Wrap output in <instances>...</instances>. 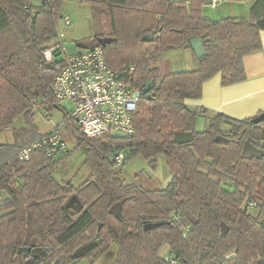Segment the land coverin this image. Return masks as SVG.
<instances>
[{"label": "trees", "instance_id": "16d2710c", "mask_svg": "<svg viewBox=\"0 0 264 264\" xmlns=\"http://www.w3.org/2000/svg\"><path fill=\"white\" fill-rule=\"evenodd\" d=\"M83 1L95 7L101 33L74 42L87 48L107 37V63L134 67L129 84L141 92L135 129L87 137L73 125L75 148H85L89 170L78 186L55 178L61 159L41 150L18 158L38 132L14 146L0 162V264H74L83 257L98 264L112 246L113 264H166L165 244L177 264H264V156L242 152L247 140L264 149V119L253 121L264 111L238 119L185 102L201 97L203 83L218 73L223 85L246 79L243 57L262 48L264 0H252L248 18L220 19L204 15L207 0ZM59 3L0 0V131L22 115L36 130L33 105L57 108L52 83L64 62H48L44 51L59 37ZM195 37L203 43L201 57L190 44ZM180 48L193 51L194 68L163 73L152 64ZM200 115L208 118L202 130ZM188 132L192 141H176V133ZM127 149L122 167L141 155L155 168L163 156L169 182L152 190L125 182L115 156ZM224 181L234 190L222 188ZM73 195L84 205L79 212L65 208ZM118 202L117 215L111 209ZM156 222L163 223L146 228ZM93 241L88 253L73 256ZM25 246L50 249L33 256L19 251Z\"/></svg>", "mask_w": 264, "mask_h": 264}, {"label": "built area", "instance_id": "2783aa9c", "mask_svg": "<svg viewBox=\"0 0 264 264\" xmlns=\"http://www.w3.org/2000/svg\"><path fill=\"white\" fill-rule=\"evenodd\" d=\"M221 0H207L212 8L217 7ZM64 24L71 25V18L63 16ZM59 32L60 39L44 51L48 62L58 58L64 62L63 68L55 75L52 91L56 107L63 113V122L46 131L35 140L23 146L18 152L20 160H28L35 150H41L50 157L66 153L68 143L64 127L71 123L78 131L87 137L112 133L131 135L134 132V113L137 110L139 96L129 84V72L134 70L112 68L106 61L104 46L93 47L65 46L64 33ZM126 72L128 81L123 73ZM140 92V91H139ZM141 94V92H140ZM34 113L40 108L33 105ZM50 118V115H46ZM66 128V127H65ZM121 164L124 155L115 156ZM255 204L249 203L253 208ZM166 264H177V260L167 255Z\"/></svg>", "mask_w": 264, "mask_h": 264}, {"label": "rangeland", "instance_id": "374dc122", "mask_svg": "<svg viewBox=\"0 0 264 264\" xmlns=\"http://www.w3.org/2000/svg\"><path fill=\"white\" fill-rule=\"evenodd\" d=\"M234 1L241 2V0ZM214 10L215 8H212L208 4L203 9L205 15L208 13L212 14L215 12ZM59 11L61 16L59 18L58 30L64 33L63 39L79 41L101 33V22L95 14V7L91 3L83 0H60ZM66 15L71 18L70 26L64 24L63 16ZM59 39L60 37L50 39L51 46ZM180 56L179 53L173 52L170 54V52L166 51L161 55L160 59L153 61L152 64L157 66H160V63L166 64L164 70V67L161 68L164 73L172 70L171 61L173 58L181 59ZM48 114L50 115L49 119L46 116ZM63 119V113L58 108L51 110L41 108L33 114L32 120L36 126V130H33L29 121L23 115L20 116L11 127L0 131V143L5 145L3 148H0V162L5 161L9 157L14 146L25 144L32 139V136L36 132L40 135L49 131L54 126L62 123ZM65 127L68 150L66 153H60L55 156V159H61V162L56 168L54 176L58 181H69L73 185L78 186L89 174L88 166L85 163V148H75L77 140L73 133V125L69 123ZM196 128L198 130L205 128V119L202 115L198 116ZM130 152L127 149L123 154L128 155ZM119 168L122 169L121 177L125 182H136L141 187L150 190L163 188L171 178V173L163 156L159 157L155 168H151L141 155L129 160L124 167L119 164L117 169ZM2 198L5 199L4 196ZM116 253V246H112L107 253L101 256L98 264H113ZM160 254L162 257L169 255V246L167 244L162 247ZM89 262L90 259L88 257H83L78 259L74 264H89Z\"/></svg>", "mask_w": 264, "mask_h": 264}, {"label": "crops", "instance_id": "0c3cea01", "mask_svg": "<svg viewBox=\"0 0 264 264\" xmlns=\"http://www.w3.org/2000/svg\"><path fill=\"white\" fill-rule=\"evenodd\" d=\"M242 1H246V3ZM251 3L252 0H241V2L221 0L219 7H215V12L208 13L206 16L212 19L224 17L248 18ZM261 38L262 48L243 57L246 72L245 80L223 85L221 74L218 73L203 83L201 97L186 99V104L193 109L204 108L209 111L208 113L221 112L238 119L251 117L264 111V30L261 31ZM168 52L181 55V59L173 58L171 61V67H173L171 71L195 67L196 58L191 49L180 48ZM165 65L160 63V66H158L160 68L164 67V70ZM202 116L205 119L206 128L208 118L206 115Z\"/></svg>", "mask_w": 264, "mask_h": 264}, {"label": "water", "instance_id": "95a60500", "mask_svg": "<svg viewBox=\"0 0 264 264\" xmlns=\"http://www.w3.org/2000/svg\"><path fill=\"white\" fill-rule=\"evenodd\" d=\"M149 39L152 38V35H149L148 37ZM99 42L101 45H103L104 47L107 45V43H109V39L107 37H99ZM190 44L192 46V49L196 52V55L198 57H201L204 53L205 50L203 48V43L200 37H195L193 39H191ZM65 46L71 49H75L76 43L74 41H66L65 42ZM61 58H58L57 61H60ZM123 77L125 79V81H128V76L127 73L124 72L123 73ZM136 96L140 95L139 91L135 92ZM264 119V112L261 113L260 115H258L257 117H255L253 119L254 122L258 123L260 121H262ZM175 138L176 141L178 143H186V142H190L193 139V134L191 132L188 133H176L175 134ZM217 138H223L222 136H218ZM242 152L244 155H248V156H255V157H263L264 156V149L257 147L256 145H254L252 142H250L249 140H247L243 146ZM222 188L225 189H231L234 190V186L232 184H230L229 182H222ZM83 203L80 201V199L76 196L73 195L68 202L65 204V208H73L75 211H81L83 208ZM120 203H116L113 207H112V211L115 212L117 215L120 213ZM163 222H156V223H151L149 225L146 226V228H151V227H155L158 226L160 224H162ZM222 227H225V224H222ZM97 244V241H93L85 246H82L81 248H79L75 254L73 255L74 257H80L85 255L86 253H88L91 249H93ZM46 249H50V247H35V248H31V247H21L19 249L20 252H23L26 255H33V256H39L40 254H42Z\"/></svg>", "mask_w": 264, "mask_h": 264}, {"label": "flooded vegetation", "instance_id": "af4514ba", "mask_svg": "<svg viewBox=\"0 0 264 264\" xmlns=\"http://www.w3.org/2000/svg\"><path fill=\"white\" fill-rule=\"evenodd\" d=\"M72 210H73V208H72Z\"/></svg>", "mask_w": 264, "mask_h": 264}]
</instances>
